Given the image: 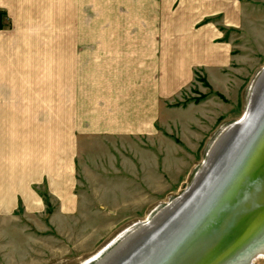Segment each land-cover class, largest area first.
<instances>
[{
    "label": "crops",
    "instance_id": "0c3cea01",
    "mask_svg": "<svg viewBox=\"0 0 264 264\" xmlns=\"http://www.w3.org/2000/svg\"><path fill=\"white\" fill-rule=\"evenodd\" d=\"M0 14V264H36L52 226L94 240L82 255L144 212L104 211L109 186L85 178L95 147L152 136L195 70L229 65V34H264V0H0Z\"/></svg>",
    "mask_w": 264,
    "mask_h": 264
},
{
    "label": "rangeland",
    "instance_id": "374dc122",
    "mask_svg": "<svg viewBox=\"0 0 264 264\" xmlns=\"http://www.w3.org/2000/svg\"><path fill=\"white\" fill-rule=\"evenodd\" d=\"M8 27V19L1 16L0 29ZM257 36L229 34L234 44L229 65L220 74L212 75L210 80V75L195 70L191 84L166 103L169 109L157 123L152 136L115 141L108 146L109 151L95 147V157L87 163L89 173L94 176L85 178L90 185L109 186L110 192L103 194L104 211L118 212L116 209L128 206V202H146V210L129 225L113 227L90 252L84 251L82 255L81 248L91 245L94 240H86V236L84 242H80L82 236L74 226L59 236L58 227L52 226L46 240L49 247L42 251L46 256L37 255L36 264H84L118 246L187 189L215 140L243 114L250 87L264 66V34ZM101 163L109 165L108 172ZM48 210L53 211L52 208ZM133 212L125 211V214L134 215ZM108 227L110 225L101 223L94 228L102 233ZM36 233L39 239L41 232L36 230ZM255 264H264V260Z\"/></svg>",
    "mask_w": 264,
    "mask_h": 264
},
{
    "label": "bare ground",
    "instance_id": "6f19581e",
    "mask_svg": "<svg viewBox=\"0 0 264 264\" xmlns=\"http://www.w3.org/2000/svg\"><path fill=\"white\" fill-rule=\"evenodd\" d=\"M263 107L264 66L261 68L250 87L243 114L237 121L228 126L215 140L208 153L206 154L201 167L193 176L187 189L177 198L171 201L166 207L157 212L146 224L139 226L138 229L132 232L118 246L114 247L112 250L106 251L104 254H102L104 252L103 251L101 253L102 255H98L96 258L93 257L90 260L86 261L84 264L92 261L93 259L96 260L92 264H140L141 260L145 257L146 254H149V256L147 258H144L141 264L175 263L177 261V258H179L178 255L191 244L192 239L189 236L192 234L193 230H196L198 227L196 226V224L198 223V221L196 220L198 219L197 217L199 216V213L195 215L193 214L191 216V219L179 231L172 235L171 238L165 239L163 242L166 243L163 244L162 249H160L161 243L159 242H161L163 240V237L172 230L176 222H181L188 215H190L195 210V208H197L195 206H198V199L201 198L202 194L207 189V185L209 182V190L213 189L212 187H214L216 184H211V179H213L214 175L217 173L218 167L220 169L222 162H224L229 157L232 150L241 144V141L246 136L245 134L249 132L252 124L257 119L258 122L256 123V125H254V129L252 130L251 135H249L248 140L244 143V145H241L242 150L251 147L248 152L244 151V160H242L240 164L241 166L243 165L241 171L244 172L248 165H250L252 158H255V161L256 159H258L259 156H256V146L254 145L256 144L257 139L258 144L262 145L264 143V118L262 116L263 114L260 115V113L263 112ZM258 124H260L259 127H257ZM242 150L237 151V153L239 154L237 156H242ZM259 159L261 161V158ZM256 164L257 162H254V164L252 165L256 166ZM231 168L232 167H230L224 173V175L221 176L219 182L216 185L217 188L221 185L222 181L226 179V176L231 171ZM239 169H237L235 176L238 173ZM237 187L238 184L227 192V197H224V201L226 203H235V199H232L231 197L233 196L234 191L237 192ZM208 193L209 191L206 192V195ZM182 216L184 217L180 219ZM209 217L213 218L212 215H210ZM194 218L195 221L191 224V221ZM213 219H211L210 221L212 222ZM254 222H258V220H255ZM211 224L214 223L208 224V227H210L209 231L213 228L214 231L216 229L215 224L214 226H212ZM187 225L190 226L187 228ZM180 234H182V238H178ZM196 243L194 245H191V247L194 248ZM166 245L167 247L164 248ZM250 246L247 247L248 249L246 248L245 250H243L244 252L242 251L243 254H246L245 252H247V250L251 248ZM192 248L190 251H192ZM252 252L254 253H251L248 256L247 254L239 255L240 258L236 257L234 261H231L228 264H255L259 260H264V243L259 244V246L255 247Z\"/></svg>",
    "mask_w": 264,
    "mask_h": 264
},
{
    "label": "water",
    "instance_id": "95a60500",
    "mask_svg": "<svg viewBox=\"0 0 264 264\" xmlns=\"http://www.w3.org/2000/svg\"><path fill=\"white\" fill-rule=\"evenodd\" d=\"M262 109L263 112L260 113V115L263 114L262 116L264 118V107ZM257 122L258 119L254 121L249 132L245 134L246 136L241 141V144L233 149L229 157L222 162L220 167L221 170L218 167L217 173L214 175V178L211 179V184L217 185L221 176L232 167L226 179L222 181L218 188L216 185L214 187H212V185V190H209V182L207 185L208 190L206 189L207 191L205 190L201 198L198 199V206H195L197 208L181 222H176L172 230L163 237L161 242H159L161 243L160 249H162L163 244L166 243L163 242L165 239L171 238L172 235L179 231L191 219L193 214L199 213L198 219L195 217L197 219L196 221H198L196 224L198 227L196 230H193L192 234L189 236L192 239L191 244L178 255L179 258H177V261L171 264H228L234 261L236 257H239V255H242L244 252L243 250L250 245L253 244L250 246L251 248L245 252L247 256L254 253L252 250L255 247L264 243V143L262 145L258 144V139L256 140V144L254 145L256 146L255 152L257 153L256 156L259 157L256 161L255 158H252L250 165H248L244 172L241 171L243 165H240L242 160H244V151L248 152L251 148L248 147L242 150L241 145H244L248 140ZM259 125L260 124H258L257 127H259ZM238 150H242V156H237L239 155L237 153ZM259 158H261V161ZM253 161L257 162L256 166L252 165L254 164ZM237 169H239V171L235 176ZM237 184V192L234 191L231 197L235 199V203H226L224 197H227V192ZM208 191L209 193L206 195ZM210 215L215 219L209 217ZM183 217L184 216L180 219ZM195 218L191 221V224L195 221ZM211 219H213L212 222L210 221ZM255 220H258V222H254ZM210 223L215 224L216 229L214 231V228L209 231L210 227H208V224ZM214 224L211 225L214 226ZM189 226L187 225V228ZM181 235L182 234H180L178 238H182ZM195 243L196 245L192 248L191 245ZM166 247L167 245L164 248ZM191 248L192 251H190ZM148 256L149 254H146L144 258Z\"/></svg>",
    "mask_w": 264,
    "mask_h": 264
},
{
    "label": "trees",
    "instance_id": "16d2710c",
    "mask_svg": "<svg viewBox=\"0 0 264 264\" xmlns=\"http://www.w3.org/2000/svg\"><path fill=\"white\" fill-rule=\"evenodd\" d=\"M0 17H1V14H0Z\"/></svg>",
    "mask_w": 264,
    "mask_h": 264
}]
</instances>
